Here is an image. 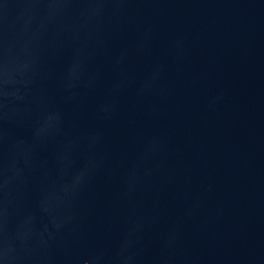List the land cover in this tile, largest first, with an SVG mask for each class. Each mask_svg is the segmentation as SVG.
<instances>
[{
	"label": "water",
	"instance_id": "1",
	"mask_svg": "<svg viewBox=\"0 0 264 264\" xmlns=\"http://www.w3.org/2000/svg\"><path fill=\"white\" fill-rule=\"evenodd\" d=\"M0 264H264V0H0Z\"/></svg>",
	"mask_w": 264,
	"mask_h": 264
}]
</instances>
